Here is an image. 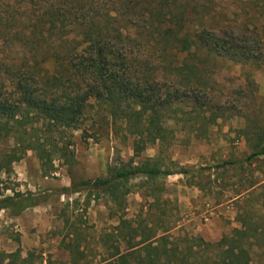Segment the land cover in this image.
<instances>
[{
  "label": "rangeland",
  "instance_id": "rangeland-1",
  "mask_svg": "<svg viewBox=\"0 0 264 264\" xmlns=\"http://www.w3.org/2000/svg\"><path fill=\"white\" fill-rule=\"evenodd\" d=\"M190 2L194 7L189 22L192 28L224 25L229 31L223 38L229 45L231 38L236 41L230 57L207 54L201 48L185 58L177 56V73L181 69L197 73L193 87L182 90L185 101L180 107L189 110L188 98L196 97L203 108L208 105L223 116L208 124L207 136L198 139L188 133L187 122L166 119L165 126L175 137L168 134L166 143L149 144L139 139L133 127L113 121L103 106L90 100L86 117L65 132L72 159L63 161L54 155L53 169L44 172L37 151L26 150L12 162L8 173L0 172L4 195H10L12 189L78 186L105 177L110 169H133L145 157L161 158L160 167L173 173L152 180L133 176L117 181L106 191L82 189L55 194L14 217L1 210L0 264H69L72 255L79 264L95 263L114 252V243L123 249L122 235L127 226H136L141 220L140 225L150 234L171 227V235L188 234L206 242L239 231L238 217L245 211L264 226V156L248 157L258 149L253 147L251 133L258 126L264 127V0ZM4 26L7 34L0 40V58L14 57L13 25ZM154 42L150 37L140 41L138 54L147 62V74L164 77L170 72V59L163 58ZM168 82L171 85H162L163 91L177 87ZM145 108V114L157 116L152 102ZM170 114L165 111V116ZM15 123L21 132H29L22 134L24 138L56 136L47 133L41 121L32 122L27 110ZM186 139L191 142L182 143ZM15 142L14 135L0 139V156ZM53 143L46 142L44 147L51 149ZM225 161L230 163L218 167ZM245 240L251 242L252 264H264V231Z\"/></svg>",
  "mask_w": 264,
  "mask_h": 264
},
{
  "label": "trees",
  "instance_id": "trees-1",
  "mask_svg": "<svg viewBox=\"0 0 264 264\" xmlns=\"http://www.w3.org/2000/svg\"><path fill=\"white\" fill-rule=\"evenodd\" d=\"M192 9L190 0H0V40L6 39V24L13 25L15 37L14 57L0 58V139L10 135L16 139L15 146L0 156V172L8 173L12 162L28 149L37 151L44 172L53 169L54 155L56 159L71 160L65 132L86 117L90 100L103 106L113 121L133 127L145 143L162 144L168 134L175 137L172 129L165 126L166 119L187 122L193 139L206 137L208 124L223 114L208 105L203 108L196 97L188 98L189 110L180 107L185 101L182 90L193 87L196 81L192 79L197 78V73L183 69L177 73V56L185 58L201 48L207 54L230 57L234 55L230 48L236 38H231L229 45L223 38L229 31L224 25L192 28ZM148 37L155 40L163 58L170 59V72L164 77L147 74V62L138 54V43ZM168 81L177 87L163 91L162 85ZM151 102L158 110L156 117L145 114V105ZM25 110L32 114V122L41 121L47 133H56L55 138H24L22 134L29 132H21L15 122ZM165 111L172 114L165 116ZM258 127L251 133L253 147L258 149L249 158L264 156V127ZM46 142L55 143L49 149L44 147ZM189 142L190 139L182 141ZM160 160L145 157L133 169H110L105 177L78 186L72 183L60 189H12L10 195L0 191V211L14 217L55 194L82 189L106 191L117 181L133 176L152 180L173 173L162 169ZM229 163L225 161L218 167ZM238 219L239 231L213 242L188 234L171 235V227L151 235L140 225L142 220L136 226L129 223L122 235L123 249L116 242L113 253L95 263L82 264H252L251 242L245 239L262 234L264 226L254 222L246 211ZM68 263L79 264L73 255Z\"/></svg>",
  "mask_w": 264,
  "mask_h": 264
}]
</instances>
